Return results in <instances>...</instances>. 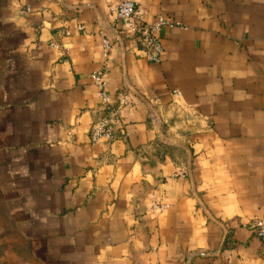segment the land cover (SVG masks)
Segmentation results:
<instances>
[{"label":"crops","instance_id":"obj_1","mask_svg":"<svg viewBox=\"0 0 264 264\" xmlns=\"http://www.w3.org/2000/svg\"><path fill=\"white\" fill-rule=\"evenodd\" d=\"M120 1L0 0V180L30 256L264 264V0H128L173 24L159 63ZM99 71L118 115L93 145Z\"/></svg>","mask_w":264,"mask_h":264},{"label":"built area","instance_id":"obj_2","mask_svg":"<svg viewBox=\"0 0 264 264\" xmlns=\"http://www.w3.org/2000/svg\"><path fill=\"white\" fill-rule=\"evenodd\" d=\"M115 17L128 25L129 30L133 33L134 38L141 45L145 51L148 61L152 63H159L163 46L158 34L165 27H172L173 24L166 18L160 16L153 24L137 25L139 20V13L135 4L132 1L123 0L114 8ZM84 31L82 27L79 28ZM63 35L70 36V32L65 30ZM111 49V42L108 39L103 40V52L105 57L108 56ZM92 84L97 91V97L100 102L101 109L105 114L92 126L90 131V139L93 145L100 142H112L115 138V121L117 112L111 109L112 100L107 92V83L105 74L101 71L92 75ZM162 209V207H160ZM250 229L253 235L264 242V216L252 221Z\"/></svg>","mask_w":264,"mask_h":264},{"label":"rangeland","instance_id":"obj_3","mask_svg":"<svg viewBox=\"0 0 264 264\" xmlns=\"http://www.w3.org/2000/svg\"><path fill=\"white\" fill-rule=\"evenodd\" d=\"M3 81L4 73L0 63V85ZM10 212L4 181L0 180V264H37L30 256L29 248L12 221Z\"/></svg>","mask_w":264,"mask_h":264},{"label":"trees","instance_id":"obj_4","mask_svg":"<svg viewBox=\"0 0 264 264\" xmlns=\"http://www.w3.org/2000/svg\"><path fill=\"white\" fill-rule=\"evenodd\" d=\"M140 45V44H139ZM141 46V45H140Z\"/></svg>","mask_w":264,"mask_h":264}]
</instances>
